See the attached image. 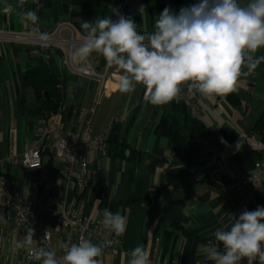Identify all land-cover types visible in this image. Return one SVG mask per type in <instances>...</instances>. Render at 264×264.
I'll return each instance as SVG.
<instances>
[{"label": "crops", "instance_id": "1", "mask_svg": "<svg viewBox=\"0 0 264 264\" xmlns=\"http://www.w3.org/2000/svg\"><path fill=\"white\" fill-rule=\"evenodd\" d=\"M116 2L111 0L114 8ZM133 16L126 15L131 19ZM57 23L47 21L41 27L53 29ZM30 55L34 56V52ZM0 56L4 65L2 85L6 89L14 86L17 100L18 115L6 111L0 88V158L4 160L0 171L10 193L39 210L42 228L51 231L56 230V225L44 212L48 199L57 210L76 211L100 223L105 208L126 216L127 228L120 245L98 257L102 264H128L130 252L138 244L149 252L151 264H214L206 259L204 252L205 247L213 245L210 241L215 239L214 231L231 223L229 214L238 218L245 209L252 211L264 206V173L249 188L231 189L229 177L239 170L233 160L238 151L248 147L257 149L262 157L260 161L264 162V145L251 131L256 118L264 113V94L258 95L254 89L257 80L264 83L261 62L252 73L239 78L234 91L240 100L236 107L226 101V94L209 97L197 92L193 103L174 100L185 105L189 115L196 108L198 119L209 128L203 141L209 152L197 158L175 154L168 139L157 130L160 116L169 104L155 112L149 102H142L145 89L142 85H137L133 92L121 93L120 72L111 68L104 97L116 96V99L110 106L95 105L91 117L92 128L103 136L106 148L98 147L86 154L85 188L65 191L59 174L63 165L60 159L44 153L41 167L26 171L7 160L10 144L14 141L16 154L21 155L30 145L33 128L42 121L60 120L57 117L60 112L64 126L77 131L82 123L78 114L94 106L97 87L91 80L60 67L57 59L58 69L70 76L65 83L64 110L33 114L31 111L38 108V101L30 88L21 90L18 78V67L29 55L24 51L15 54L12 46L5 45L0 47ZM254 56H264V51H257ZM89 58L96 70L102 71L103 57L94 53ZM21 96L24 101L19 105ZM250 96H255V100ZM113 128L116 151L124 142L120 155L111 151L112 145L107 141ZM258 171L255 168L249 173ZM24 237L22 234L5 243L0 236V264H28L24 259L27 250L16 246ZM58 244L59 240L54 238L53 248L57 249ZM32 247L37 248L36 241ZM219 247L223 250L222 245ZM240 263L247 264L246 258ZM255 264H259L258 259Z\"/></svg>", "mask_w": 264, "mask_h": 264}, {"label": "clouds", "instance_id": "2", "mask_svg": "<svg viewBox=\"0 0 264 264\" xmlns=\"http://www.w3.org/2000/svg\"><path fill=\"white\" fill-rule=\"evenodd\" d=\"M24 3L20 0L21 8ZM3 11L10 8L5 6ZM116 14V20L97 17L82 22L84 34L72 61L82 63L94 53L101 55L108 67L119 70L121 93L142 85L154 106L175 100L185 84L190 91L209 97L234 92L241 75L252 73L264 60V56H254L264 48V0L246 4L197 0L178 14L165 7L155 19L153 31L143 34L133 19ZM21 19L36 24L39 17L36 10H28L21 13ZM40 39L47 46L48 34H41ZM229 216L231 223L213 233L217 244L205 247L206 259L214 264H240L245 258L247 264H255L258 259L264 264V206L245 209L238 218ZM101 223L107 232L120 236L126 232L127 217L105 208ZM34 234L30 227L16 246L26 249L40 264H102L98 259L102 246L88 239L62 245L65 251L58 257L55 251L32 247ZM130 257L128 264H151L149 252L141 244L131 250Z\"/></svg>", "mask_w": 264, "mask_h": 264}, {"label": "built area", "instance_id": "3", "mask_svg": "<svg viewBox=\"0 0 264 264\" xmlns=\"http://www.w3.org/2000/svg\"><path fill=\"white\" fill-rule=\"evenodd\" d=\"M240 2L246 4L248 0H240ZM130 3L141 5L139 0H117L115 4L117 13L126 17ZM116 19H118V15L114 18V20ZM44 33L48 34L47 46L44 47L57 49L60 52L58 57L60 67H65L72 74L85 77L95 83L97 95L94 106L80 111L78 115L82 123L77 131H72L64 126L61 122V112L57 114L60 120L40 122L33 128L30 145L21 155L16 154L14 141L11 142L7 160L26 171H35L41 167L42 153L48 151L63 163L59 170L62 189L65 191H82L88 180L86 154L98 147L106 148L103 136L97 134L92 128L91 117L95 105L99 103L101 96L105 95L106 83L111 76V68L103 60L102 71L99 72L91 63L90 58L82 63H73L72 55L75 47L81 41L82 35L69 20L57 23L51 30H44L38 24L24 25L16 31L1 28L0 47L5 45L43 46L40 37ZM196 93L195 90L190 91L187 84H185L182 86V91L177 98L193 103L195 101L193 97ZM142 102H148L145 89L142 94ZM63 110L64 107L61 111ZM190 116L198 119L196 108L190 110ZM252 140L254 141L253 138ZM3 161L0 158V166ZM255 168L259 171L247 173L238 170L230 173L231 189L249 188L251 183L258 182L262 173H264V162H256ZM44 212L54 221L55 231L42 228L39 210L24 202L21 198L12 195L4 173L0 171V236L5 243H10L13 237L22 234L26 236L28 229L32 227L37 248L43 247L55 251L58 257L64 254L65 250L62 245L68 244L70 246L72 243H78L80 239H88L101 245L103 248L102 254L115 251L120 245L121 235L117 236L114 233L107 232L102 223L89 219L79 212H68L53 208L51 199H48ZM46 232L48 233L47 238H45ZM54 238L59 240L57 249L52 246ZM107 241H111V243L109 244ZM210 243L217 244L215 239ZM24 259L28 264H40L28 251Z\"/></svg>", "mask_w": 264, "mask_h": 264}, {"label": "trees", "instance_id": "4", "mask_svg": "<svg viewBox=\"0 0 264 264\" xmlns=\"http://www.w3.org/2000/svg\"><path fill=\"white\" fill-rule=\"evenodd\" d=\"M58 0H39L34 3L33 0H25L24 6L20 7V0H16L10 5V11L5 13L3 9L0 12V27L9 30H20L23 27L21 13L28 10H36L38 17L44 16L47 12L52 11V23L57 22L60 16H65L71 21L81 35L84 34L81 24L83 21H94L97 17H110L112 11L111 0H59L58 8L61 14L55 10ZM141 7L148 14L150 19V32L154 29V21L165 7H170L175 13L183 7H188L197 0H139ZM40 5H43L40 7ZM12 6V7H11ZM4 7V6H3ZM132 19L137 24V30L146 33L141 27V20L137 14ZM39 21V20H38ZM29 24H32L28 22ZM38 23V22H37ZM36 23V24H37ZM35 25V24H32ZM141 28V30H139ZM48 30L51 27L47 28ZM148 32V33H150ZM15 54L18 51H26L29 55L27 60L20 63L18 67V78L21 90L30 88L37 101L38 108L31 111L33 114H55L61 111L64 106L65 83L67 78L66 72L60 71L57 66V59L60 52L57 49L38 46H12ZM34 52V56L30 55ZM104 59V58H103ZM24 65V66H23ZM4 83V65L0 56V86ZM226 101L233 107L239 105L240 100L235 92L225 95ZM24 97L18 98V104L21 105ZM152 105V104H151ZM155 112L162 110V106L152 105ZM70 112V109H68ZM208 126L197 118L187 114L186 106L176 103L174 100L169 103L168 110H164L160 116L157 130L165 136L175 154L184 155L188 158H197L206 155L209 151L203 144ZM260 144L264 145V113H261L255 120L251 128ZM227 137V136H225ZM109 140L114 154L120 155L123 151L124 142L120 143V147L116 151V135L114 128L112 129ZM113 149V150H112ZM115 150V151H114ZM49 153L45 151L42 153ZM52 155V154H51ZM261 154L257 149L248 147L245 150L236 152L233 160L238 169L242 172H251L255 169V163L261 160Z\"/></svg>", "mask_w": 264, "mask_h": 264}, {"label": "rangeland", "instance_id": "5", "mask_svg": "<svg viewBox=\"0 0 264 264\" xmlns=\"http://www.w3.org/2000/svg\"><path fill=\"white\" fill-rule=\"evenodd\" d=\"M16 0H0V12L1 10L4 8V5H11L10 3H13ZM7 3V4H6ZM59 5V0L56 2V6H55V10L57 11V13L61 14L60 9L58 8ZM112 6V11L110 13V17L111 19H113L115 16H117V11L116 9ZM12 7V6H11ZM131 10L126 13L129 14L130 16L132 14H137L140 17L141 20V27L143 28V30L148 33L150 32V19L148 14L145 13V11L143 10V8L135 3H130L128 6V9ZM142 9V10H141ZM68 20L64 15L60 16V19L57 22H62V21H66ZM50 22L52 24V11L47 12L44 16L40 17L39 21H38V25L41 27L43 25H45L46 23ZM1 23V22H0ZM29 24L27 21L23 22V25ZM32 25V24H30ZM1 26V25H0ZM2 27H0L1 29ZM257 51H264V48L258 49ZM26 52V51H24ZM262 64H264V60L261 61ZM24 66V65H23ZM262 80H257L256 85L254 86L255 91L257 92L258 95L264 94V83H261ZM6 85H2L0 88H2L1 92L4 94V101L6 103V111H11L12 113L17 114V100H16V89L14 86H9L8 89L5 88ZM250 98H252L253 100H255V96H250ZM116 99V96H112L111 98H106L104 96H101L100 98V102L99 105L97 107H102L104 105L110 106V103H113ZM251 107V106H250ZM18 115V114H17ZM20 117V116H19Z\"/></svg>", "mask_w": 264, "mask_h": 264}]
</instances>
